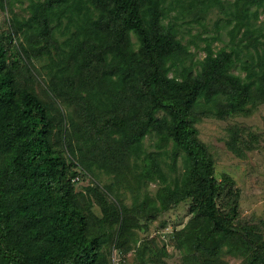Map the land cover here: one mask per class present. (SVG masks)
Listing matches in <instances>:
<instances>
[{"label": "trees", "instance_id": "16d2710c", "mask_svg": "<svg viewBox=\"0 0 264 264\" xmlns=\"http://www.w3.org/2000/svg\"><path fill=\"white\" fill-rule=\"evenodd\" d=\"M204 1L206 8L221 5L220 0ZM162 4V0H33L29 18L14 20V34L22 35L20 49L27 59L48 57L53 92L84 112L88 128L85 125L83 136L112 139L104 147L89 144L93 149L80 150L82 167L108 170L112 160L140 159L143 140L154 133L161 146L172 144L184 154L181 184L174 192L167 189L176 204L191 201L193 217L178 233L181 244L196 256L212 258L236 240L244 264H264V243L254 228L233 225L234 182L227 175L216 179L213 159L196 128L204 118L246 116L264 103V30L259 32L250 23L259 20L264 0L234 2L246 40L237 47L246 50L250 60L240 68L244 77L232 73L241 52L237 49L214 53L207 45L198 70L184 66L188 47L176 38L173 25L163 24L167 14ZM132 35L139 44L137 52ZM8 53L0 32V264H109L103 251L107 241L92 234L94 222L75 192L72 164L56 151L54 140L62 131L63 117L32 88L20 85L8 65ZM102 86L106 104L96 90ZM87 87L90 90L84 91ZM72 125L80 132L74 131L67 141L70 154L77 158L75 146L81 143L83 128ZM100 125L105 134L99 132ZM238 141L235 128L227 144L233 153L240 152ZM114 145L118 151H113ZM149 159L154 166L141 178L161 179L158 165ZM94 195L104 214L96 222L102 225L110 215L117 223L118 214L98 189ZM224 198L228 202L222 205Z\"/></svg>", "mask_w": 264, "mask_h": 264}, {"label": "rangeland", "instance_id": "374dc122", "mask_svg": "<svg viewBox=\"0 0 264 264\" xmlns=\"http://www.w3.org/2000/svg\"><path fill=\"white\" fill-rule=\"evenodd\" d=\"M31 1L33 0L2 1L0 32L6 38L9 48L8 65L13 69L20 85L32 88L43 101L51 104L62 115V131L57 132L54 140L56 151L72 164L76 174L73 181L75 192L94 222L90 225L92 234L103 236L107 241L103 245V251L108 263L244 264V257L237 249L239 243L236 240H232L230 246L225 245L212 258L196 256L186 245L181 244L178 233L186 229L193 217L190 212L191 201L184 200L176 204L172 196L167 195V189L174 192L176 186L181 184L185 172L184 154L174 149L172 144L161 146L154 133L143 140L140 159L134 156L127 159L123 157L125 163L112 160L113 164L108 165V170L93 166L91 171L80 165V150L93 149L89 144L104 147L112 139L102 141L96 137L83 136L87 122L84 112L65 97L53 92L51 76L48 75V57L44 55L41 59H27L22 54L20 44L23 37L20 33L14 34V20L29 18L28 6ZM220 1V7L206 8L204 0H162L167 14L163 24L173 25L177 32L176 38L188 47L189 56L185 58L184 66H194V70H198L199 63L206 55L207 45L214 53L237 49L241 52L232 73L244 77L245 72L240 68L249 57L246 50L237 46L240 40H244L242 34L245 27L240 28L237 24L235 0ZM254 9L252 7L250 11L253 12ZM250 23L259 32L264 30V9L260 10L259 20L251 19ZM56 35L61 39L58 33ZM131 42L137 52L139 44L134 35L131 36ZM245 43L246 40L242 44ZM250 51L255 56L254 51ZM174 75L176 74H170ZM89 90L90 87H87L84 91ZM96 90L100 93L106 88L102 86ZM91 99L96 103L95 99ZM102 99L106 104L103 96ZM99 108L101 112L103 107L99 105ZM162 115L160 112L157 116ZM72 123L83 128L81 143L79 147L75 146L77 158L70 154L67 141L74 136V131L80 132L79 129H74ZM86 127L88 128L87 125ZM196 128L198 139L207 147L213 159L216 179L221 181L227 175L234 182L233 190L237 193V199L231 214L233 225L240 230L245 227L254 228V233L264 243V103L255 106L252 113L246 116L204 118L196 124ZM235 128L239 131V153H233L227 147ZM98 130L102 134L106 133L101 125ZM90 134L98 135L97 132ZM114 150L118 151L117 145H114ZM149 156L158 165L161 179L155 177L152 181H146L141 178L145 170L154 166ZM110 159L113 157L110 156ZM96 189L103 195L107 206L118 214L117 223H112L113 217L110 215L106 223L101 225L96 222L104 217L100 200L94 195ZM226 202V198L220 201L222 205Z\"/></svg>", "mask_w": 264, "mask_h": 264}, {"label": "built area", "instance_id": "2783aa9c", "mask_svg": "<svg viewBox=\"0 0 264 264\" xmlns=\"http://www.w3.org/2000/svg\"><path fill=\"white\" fill-rule=\"evenodd\" d=\"M119 264V263H118Z\"/></svg>", "mask_w": 264, "mask_h": 264}]
</instances>
